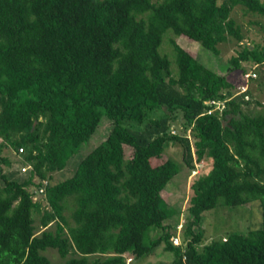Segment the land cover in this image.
<instances>
[{
	"label": "trees",
	"instance_id": "trees-1",
	"mask_svg": "<svg viewBox=\"0 0 264 264\" xmlns=\"http://www.w3.org/2000/svg\"><path fill=\"white\" fill-rule=\"evenodd\" d=\"M238 6L264 19V0H0V152L23 149L31 166L21 175L17 159L7 174L11 161L0 156V264H52L47 249L62 264H125L124 255L146 260L160 245L173 254L167 264H264V112L249 111L250 90L236 95L227 78L256 66L264 74V46L244 43ZM167 30L216 55L234 40L231 67L220 75L170 39L173 73L159 52ZM209 101H225L223 112L207 114ZM104 116L107 137L71 177L54 179ZM169 143L189 172L211 160L191 185L179 246L167 224L179 213L163 190L181 164H153ZM42 180L45 196L33 201ZM253 201L260 228L202 245L206 212ZM55 222L54 233L36 235ZM156 229L163 234L152 238Z\"/></svg>",
	"mask_w": 264,
	"mask_h": 264
},
{
	"label": "rangeland",
	"instance_id": "rangeland-1",
	"mask_svg": "<svg viewBox=\"0 0 264 264\" xmlns=\"http://www.w3.org/2000/svg\"><path fill=\"white\" fill-rule=\"evenodd\" d=\"M232 17L238 23L243 32L246 35L244 43L249 45H260L264 46V19L258 15L248 13L241 6L235 7L232 12ZM173 39L175 42L184 50L191 53V55L201 64H203L208 69L215 71L220 75L227 73L228 69L231 67L229 59L232 55H235L238 47L235 45L234 40H229L225 43L218 45L219 54L216 55L211 51L203 48L198 42L192 41L191 39L184 36H176L171 30H167L163 35V41L159 48L161 55H168V59L171 62V71L177 73V66L175 62V52L173 47L169 44V40ZM259 69H256L257 77L254 81L249 82L247 88H249L252 94V104L248 108L251 112H264V74L259 73ZM241 70H236L228 74V79L238 90L240 84L243 86V78ZM240 86V87H241ZM255 101L260 103V106H256ZM111 123L108 121L107 117H103L97 128L96 133L92 136L88 143H85L81 146L78 153L74 159L69 163L67 168L59 173L54 174V179L57 181H63L68 179L73 175L78 163L88 155L93 149H95L103 140L107 137L111 130ZM173 132H176L175 130ZM189 138L192 141L191 133ZM1 143V139H0ZM182 149L179 145L169 143L164 153L161 156V159L153 161L154 165L161 163L162 161L171 158L172 160L181 164V152ZM11 148L5 147L1 150L0 156L7 158L11 161V169L7 170V174L16 172V156ZM204 167L201 170V165L198 164L195 170V173L189 172L181 164V171L176 175L165 187L163 190V199L170 204L175 210L179 213L178 216H175L167 221V224L170 226L171 232L178 233L179 239L181 238V230H177V226H180L185 220L183 215L184 210L189 207V201L193 195L191 190V185L194 180L202 175L206 174L211 166V160L209 158H204ZM18 165V164H17ZM201 170V171H200ZM199 172V174H198ZM198 174V175H197ZM18 177V178H17ZM16 179L24 178V176H19L15 174ZM74 205L72 200L66 202L65 216L69 217ZM39 218H35V224H39ZM262 222V212L260 208V203L258 201H253L248 205H240L236 207H223L217 206L215 209H212L204 214L202 229L204 230V237L202 245L209 244L211 241H224L229 236L238 233L246 234L249 231L256 230L261 227ZM57 222L49 224L47 227H39L36 235L41 234L42 232H52L56 230ZM51 234V233H50ZM163 234L161 229H156L151 232V237L160 236ZM53 235V234H51ZM181 243V242H180ZM44 254L49 258L52 264H62L65 259H62L56 249H47ZM101 256H92L90 261ZM173 260V254L171 252H164L163 245H160L154 253L149 256L146 260L139 259L135 260L132 264H161V263H170Z\"/></svg>",
	"mask_w": 264,
	"mask_h": 264
},
{
	"label": "built area",
	"instance_id": "built-area-1",
	"mask_svg": "<svg viewBox=\"0 0 264 264\" xmlns=\"http://www.w3.org/2000/svg\"><path fill=\"white\" fill-rule=\"evenodd\" d=\"M256 68H258L256 66ZM255 68V70H256ZM257 77V73L255 71H251L249 73H246L244 74L243 76V86H239L238 90H236L235 94L236 95H240V94H244L245 92H247V90L249 88H247V85L249 84L250 81L254 80L255 78ZM245 100H248V95H245L244 96ZM225 101H209L207 102L206 104H209L210 106H212L208 111H207V114H212L214 112H219V113H222L224 108H225ZM174 130H172V133H176V132H173ZM190 134V133H189ZM188 135V134H187ZM188 138H189V135H188ZM190 139V138H189ZM23 153V149H19L18 152H15V156L16 158L22 163L21 165H19L18 169H19V172L21 175H27V173L31 170V166H29L27 163H25L22 159V154ZM195 158V157H194ZM198 164H195V169L192 171V173H195V170H196V167H197ZM199 166V165H198ZM201 168H202V165H201ZM34 182L36 184H38V180L37 178H34ZM42 183V187L40 188H36L35 186H32L30 189H31V193H32V198H33V201H36V200H42V198H44L45 196V186L46 184L48 183V180H42L41 181ZM182 227V224L180 226H177V230H180ZM175 234V233H174ZM171 242L176 245V246H179L181 243V240L179 239V236H178V233H176L175 235H173L171 238H170ZM124 258H125V264H132V262L134 261L133 260V257L129 256V255H124Z\"/></svg>",
	"mask_w": 264,
	"mask_h": 264
},
{
	"label": "clouds",
	"instance_id": "clouds-1",
	"mask_svg": "<svg viewBox=\"0 0 264 264\" xmlns=\"http://www.w3.org/2000/svg\"><path fill=\"white\" fill-rule=\"evenodd\" d=\"M252 71H255V69H253ZM250 72H251V71H250ZM248 73H249V72H248ZM245 74H246V73H245ZM243 76H244V75H243ZM254 80H255V79H254ZM254 80H253V81H254ZM250 82H251V81H250ZM248 90H249V89H248Z\"/></svg>",
	"mask_w": 264,
	"mask_h": 264
}]
</instances>
